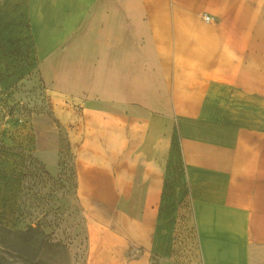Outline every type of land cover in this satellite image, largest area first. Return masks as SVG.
<instances>
[{
  "label": "crops",
  "instance_id": "obj_1",
  "mask_svg": "<svg viewBox=\"0 0 264 264\" xmlns=\"http://www.w3.org/2000/svg\"><path fill=\"white\" fill-rule=\"evenodd\" d=\"M19 5L5 1L0 31ZM24 11L29 64L75 155L85 264L149 263L170 229L169 160L200 264H264V0H26ZM144 105L173 120L161 154L144 145Z\"/></svg>",
  "mask_w": 264,
  "mask_h": 264
},
{
  "label": "rangeland",
  "instance_id": "obj_2",
  "mask_svg": "<svg viewBox=\"0 0 264 264\" xmlns=\"http://www.w3.org/2000/svg\"><path fill=\"white\" fill-rule=\"evenodd\" d=\"M5 1L0 0V16ZM25 2L18 0L20 19L8 21L0 31V193L4 192L7 202L2 206L0 201V227L11 232L0 230V256L10 264H85L86 232L71 194L75 155L66 139L68 131L29 64ZM14 28L21 33L13 36ZM165 112V108L144 105V145L160 154L166 151L174 129ZM152 134L153 140L148 138ZM50 161L56 164L55 171H50ZM179 167L175 160L166 164L171 188L159 210L168 216L170 229L148 264H200L187 215L180 216L178 199L171 195L182 184ZM184 207L186 203L178 206L179 210Z\"/></svg>",
  "mask_w": 264,
  "mask_h": 264
},
{
  "label": "trees",
  "instance_id": "obj_3",
  "mask_svg": "<svg viewBox=\"0 0 264 264\" xmlns=\"http://www.w3.org/2000/svg\"><path fill=\"white\" fill-rule=\"evenodd\" d=\"M73 177H74V172H73ZM74 187H75V178H74ZM43 234H45V235H49V234H46L43 230H41L40 228H38ZM0 230H5L6 231V229H4L3 227H0ZM7 233H9V234H11V232L10 231H6ZM33 234L36 232V231H31ZM22 235H26V234H22ZM7 250V248L6 247H4L3 246V251H6ZM0 264H10L9 263V261L6 259V257L4 256V257H2V256H0Z\"/></svg>",
  "mask_w": 264,
  "mask_h": 264
},
{
  "label": "built area",
  "instance_id": "obj_4",
  "mask_svg": "<svg viewBox=\"0 0 264 264\" xmlns=\"http://www.w3.org/2000/svg\"><path fill=\"white\" fill-rule=\"evenodd\" d=\"M203 19H204L205 22H211L212 21V19L210 17H208V16H203ZM72 176H73V172H72ZM72 190H74V186H73Z\"/></svg>",
  "mask_w": 264,
  "mask_h": 264
}]
</instances>
